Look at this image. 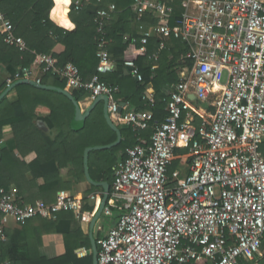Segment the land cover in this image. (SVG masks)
Listing matches in <instances>:
<instances>
[{"label":"built area","instance_id":"built-area-1","mask_svg":"<svg viewBox=\"0 0 264 264\" xmlns=\"http://www.w3.org/2000/svg\"><path fill=\"white\" fill-rule=\"evenodd\" d=\"M91 1L76 0L75 10ZM116 11L110 4L97 12L100 62L90 81L73 63L58 69L52 55L35 58L69 89L88 91L92 100L107 96L118 125L137 135L152 130L114 169L103 214L119 217L97 241L99 264H252L263 256L264 243V0H134L143 53L153 39L159 53L174 38L187 48L179 81L165 92L163 121L154 112L155 91L146 92V109L135 111L121 106L119 88L102 78L117 69L105 32ZM147 19L156 24L145 27ZM0 34L8 45L28 50L1 4ZM159 53L149 56L152 70ZM125 65L143 81L133 61ZM29 76L24 71L16 79ZM174 162L180 166L172 169ZM97 209L85 212L82 200L67 192L53 204L26 205L17 187L0 188V243L7 241L9 221L24 226L72 212L89 223Z\"/></svg>","mask_w":264,"mask_h":264},{"label":"trees","instance_id":"trees-1","mask_svg":"<svg viewBox=\"0 0 264 264\" xmlns=\"http://www.w3.org/2000/svg\"><path fill=\"white\" fill-rule=\"evenodd\" d=\"M0 4L6 18L15 26L17 35L24 38L28 46L27 51L21 52L18 48L8 45L0 34V60L7 58L9 63L23 76L24 71H30L36 54L52 55V50L60 42L66 47V51L57 57V68L63 69L66 64L73 63L79 68L85 81H90L97 74L100 62L95 22L97 12L114 4L117 11L112 19L106 22L105 32L109 41L107 51L116 60L117 69L102 78L109 85L118 87L119 92L116 94V98L127 103L130 108L136 111L145 110L146 92L155 91L157 105L154 112L159 121L164 120L167 105L164 90L178 83L180 72L184 67L182 57L187 48L181 40L174 38L169 42L167 49L159 53V43L153 39L146 46L147 52L143 53L141 37L138 35L142 23L136 20L133 11L134 0H92L90 4H85L78 11L75 10V2H73L70 19L75 28L71 31L57 26L52 21L51 11L55 6L54 0H1ZM149 19L144 21L145 27L156 24L155 21ZM156 53H159V62L157 68L152 70L149 56ZM127 60L134 62L135 68L143 78L142 82H139L133 75L132 69L125 65ZM45 75L47 81H42L44 84L69 89L65 79L56 71L47 72ZM7 84L6 81L1 82L0 90L5 91L8 87ZM15 89L18 93L21 92L20 94L27 91L33 98L27 108L26 105L29 103L25 102V98L22 96L16 104L17 107L10 103L7 96L0 103V115L12 107L18 110L14 111L13 120L7 122L12 124L17 141L20 137L36 133L37 130L32 123L38 103L41 101L52 105L51 117L59 130V135L55 141L47 140L44 148L47 160H41V168L49 183L52 180L53 171L57 170L55 163L58 162L61 165L63 157L72 161L75 166H78L79 163L83 173L86 148L109 145L116 141V133L105 120L103 104H99L87 120L80 123L74 120L75 107L73 103L63 94L37 88L30 84H20ZM69 90L78 102L91 97L90 92L85 90ZM43 96L48 99L52 98V102L37 100ZM3 123L6 122L0 123V132ZM195 123L200 124V119L196 118ZM27 124H29L28 127ZM116 124L122 132V142L112 149L92 152L89 157L90 167L102 170L108 178L112 176V166L118 161L117 153L120 152L122 154L120 160L125 161L127 150L138 143V135L133 133L130 128ZM151 134L152 130H149L142 133L141 137L149 138ZM1 164L2 161H0V171ZM6 187L8 185L0 182V188ZM70 213L74 217V214ZM118 217L116 212L112 217H105L107 218L105 227L107 225L113 227ZM79 234H81L80 231L65 237V255L48 260L34 254L29 244L20 245L16 239L18 233L6 232L7 241L0 243V262L9 258L13 260L14 264H93L92 256L80 258L75 252L77 245L73 242L81 240ZM83 245L87 250L91 249L89 238L85 237ZM261 264H264V258L261 260Z\"/></svg>","mask_w":264,"mask_h":264},{"label":"crops","instance_id":"crops-1","mask_svg":"<svg viewBox=\"0 0 264 264\" xmlns=\"http://www.w3.org/2000/svg\"><path fill=\"white\" fill-rule=\"evenodd\" d=\"M73 2H76V0H54L55 6L51 11L52 21L55 22L57 26L69 31L75 28V25L70 19L71 6ZM65 51L66 47L62 43L58 42L51 54L57 59V57L63 55ZM18 74V70L9 63L7 58L0 60V83L4 81L7 83L9 81H13L14 83L18 80L16 79ZM45 74L46 73H44L43 67L38 65L35 61L31 66L29 79L44 84L42 81H47ZM15 88L7 95L10 103L17 107L16 104L19 102L20 96H22L25 98V102L28 101L29 103L26 105V108L29 107L32 103V95L27 91H23L22 94H20L21 92L18 93ZM166 91H168V89L164 90V94ZM3 92L4 91L0 90V95ZM51 99L44 96L43 98H37L38 101L48 100L50 103L52 102ZM92 102L93 100L91 98L79 102L82 111L85 112ZM51 108V104L42 103L40 101L36 107L32 123L37 130L36 133L34 135L20 137L18 141L12 124L7 123L8 121L10 122L13 120L14 111L18 110L12 107V109L9 108L0 115V123L6 122L3 123L4 125L2 126L0 132V161H2L0 182L8 185L6 188H10L12 186L17 187L23 203L26 205H32L38 201H43L46 204H53L60 192H67L72 196H75L77 199L82 200L83 210L85 212H93L97 209V205L99 207L101 204L104 189L102 187L93 186L87 181L85 169L82 173L79 163L78 166H75L72 161L70 162L63 157L61 165L58 162L55 163V168H57V170L53 171L54 173L50 183L47 181L43 173L41 160H47V156L44 153L47 140L55 141L59 135V130L57 129L55 122H53L54 119L51 117ZM129 109L134 110L130 107ZM28 125L29 124H27V127ZM144 132H141L140 135H138V138L141 137V134ZM149 138L147 137L146 139ZM116 156L118 157V161L112 166V176L109 178L102 170H99L96 167L91 168L89 164L92 179L95 182H106L110 185L111 190L115 180L114 169L121 162H123L120 160L122 156L120 152H118ZM178 166H180L179 162H174L172 169H175ZM106 219L107 218H105L103 214L101 220L95 226L93 234L96 241L104 238L108 234L109 229L112 227V225H107L105 227ZM91 221L89 223L80 222L75 216L72 217L70 212H61L52 219H32L24 226L18 224L14 220L9 221L6 232L18 233L16 239H18L20 245L27 243L30 247H32L34 254L51 260L65 255V237L80 231L81 234L79 235L81 240L73 243L77 245V249L75 251L76 254L82 258L86 256L80 254L82 251L88 252L91 250H87V248L83 245L85 237L90 240L89 235ZM262 251L263 256L258 258L252 264H261V260L264 258V244ZM8 260L14 264L13 260L9 258Z\"/></svg>","mask_w":264,"mask_h":264},{"label":"water","instance_id":"water-1","mask_svg":"<svg viewBox=\"0 0 264 264\" xmlns=\"http://www.w3.org/2000/svg\"><path fill=\"white\" fill-rule=\"evenodd\" d=\"M20 84H30L33 85L37 88L45 89V90H51L58 92L60 94H63L66 96L74 105L75 107V117L74 120L76 122H85L87 118L91 115V113L95 110V108L99 104H103V113L105 120L109 127L116 133L117 135V140L109 145H104V146H91L85 149L84 152V169H85V176L87 181L92 184L93 186H98L102 187L104 189V195L101 201V204L99 206V209L96 211L91 223H90V242H91V250L86 252V256H92L93 259V264H99L98 262V253H99V247L97 244L96 239L94 238V229L97 223L101 220L103 216V212L106 208L107 201L109 199L110 193H111V187L109 184L106 182H95L91 175H90V170H89V157L90 153L95 152V151H104V150H109L112 149L113 147L118 146L122 142V132L120 128L117 126V124L112 120L109 111H108V98L107 96H99L96 99L93 100L92 104L85 110V112L82 111L81 105L78 101L75 100L73 94L71 91L62 89L59 87H53V86H47L41 83H38L34 80L31 79H20L15 81L11 86L7 87V89L0 95V103L1 101L18 85ZM126 103L121 102V106H125ZM81 222V220H79ZM85 256V255H84Z\"/></svg>","mask_w":264,"mask_h":264},{"label":"rangeland","instance_id":"rangeland-1","mask_svg":"<svg viewBox=\"0 0 264 264\" xmlns=\"http://www.w3.org/2000/svg\"><path fill=\"white\" fill-rule=\"evenodd\" d=\"M263 147H264V145L262 146V151H264V148H263ZM82 252H84V251H82ZM80 254H81V253H80Z\"/></svg>","mask_w":264,"mask_h":264}]
</instances>
